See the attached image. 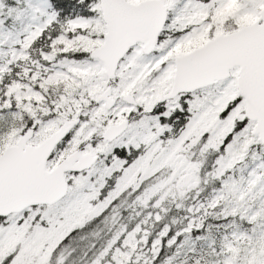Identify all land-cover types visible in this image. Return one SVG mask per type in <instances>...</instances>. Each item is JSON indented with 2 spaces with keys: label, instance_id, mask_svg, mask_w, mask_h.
Instances as JSON below:
<instances>
[{
  "label": "snow or ice",
  "instance_id": "snow-or-ice-1",
  "mask_svg": "<svg viewBox=\"0 0 264 264\" xmlns=\"http://www.w3.org/2000/svg\"><path fill=\"white\" fill-rule=\"evenodd\" d=\"M0 264H264V0H0Z\"/></svg>",
  "mask_w": 264,
  "mask_h": 264
}]
</instances>
